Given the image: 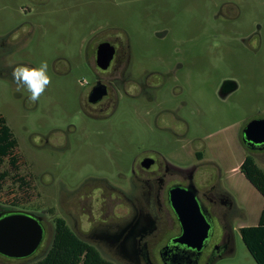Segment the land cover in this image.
Returning a JSON list of instances; mask_svg holds the SVG:
<instances>
[{"label": "rangeland", "instance_id": "1", "mask_svg": "<svg viewBox=\"0 0 264 264\" xmlns=\"http://www.w3.org/2000/svg\"><path fill=\"white\" fill-rule=\"evenodd\" d=\"M102 43L127 54L123 85L131 96L120 97L109 119L93 121L84 105ZM41 62L50 82L33 102L12 73ZM139 84L149 87L144 97ZM0 115L27 183L0 182V211L32 213L46 228L32 256L0 255V264L42 259L53 220L69 218L60 197L89 178L129 193L135 163L148 151L176 171H195L199 194L213 189L226 198L225 206H210L199 264H255L239 229L257 224L264 201L235 167L251 156L264 171V150L242 142L247 123L264 119V0H0ZM6 170L5 160L0 173ZM223 225L230 247L213 254Z\"/></svg>", "mask_w": 264, "mask_h": 264}, {"label": "flooded vegetation", "instance_id": "2", "mask_svg": "<svg viewBox=\"0 0 264 264\" xmlns=\"http://www.w3.org/2000/svg\"><path fill=\"white\" fill-rule=\"evenodd\" d=\"M114 49L113 59L106 70L96 66L97 77L86 98L85 115L93 121L109 119L117 110L120 97L131 96L123 85L128 56ZM157 76L160 80L161 76ZM98 83L105 86L106 93L100 101L92 104L89 94ZM148 88L146 84H139V96L143 94L144 97L142 90ZM249 150L260 151L257 148ZM134 169L132 179L135 185L129 193L113 187L106 180L93 182V178H89L75 194L62 195L60 204L69 217V222L64 220L68 228L82 242L97 251L102 248L116 254L127 264H199L201 254L197 255L184 245L173 242L180 236L181 227L170 203L171 190L199 183L195 171H176L151 151L138 158ZM197 200L210 224L215 215L210 206L227 204L226 198L213 189L201 194L198 191ZM41 219L45 234L46 228ZM220 228L221 237L215 248L228 249L230 232L226 225Z\"/></svg>", "mask_w": 264, "mask_h": 264}, {"label": "water", "instance_id": "3", "mask_svg": "<svg viewBox=\"0 0 264 264\" xmlns=\"http://www.w3.org/2000/svg\"><path fill=\"white\" fill-rule=\"evenodd\" d=\"M114 53L110 44H100L96 49V66L106 70ZM232 88L227 85L224 91ZM105 93V86L98 83L89 94V102L97 103ZM242 141L251 150H264V119L248 122L242 131ZM197 193L192 183L185 189L175 188L170 191V203L181 227L180 236L173 242L200 255L210 236L211 224L197 200ZM41 220L24 211H0V255L15 260L32 256L44 237ZM217 251L214 248L213 254Z\"/></svg>", "mask_w": 264, "mask_h": 264}, {"label": "trees", "instance_id": "4", "mask_svg": "<svg viewBox=\"0 0 264 264\" xmlns=\"http://www.w3.org/2000/svg\"><path fill=\"white\" fill-rule=\"evenodd\" d=\"M5 160L9 170L0 173V182L10 177L20 185H27L24 178L18 175L21 163L24 161L16 151L11 130L0 115V164ZM238 170L264 201V171L257 166L254 159L246 156ZM53 224L54 235L49 250L42 259L32 264H112L103 259L93 246L82 242L63 219L55 218ZM239 234L255 264H264V202L258 223L255 226L241 227Z\"/></svg>", "mask_w": 264, "mask_h": 264}, {"label": "clouds", "instance_id": "5", "mask_svg": "<svg viewBox=\"0 0 264 264\" xmlns=\"http://www.w3.org/2000/svg\"><path fill=\"white\" fill-rule=\"evenodd\" d=\"M47 71V63L41 62L38 68H29L27 66L16 67L13 69L12 75L13 79L19 85H23L31 94L29 99L36 102L50 82Z\"/></svg>", "mask_w": 264, "mask_h": 264}, {"label": "crops", "instance_id": "6", "mask_svg": "<svg viewBox=\"0 0 264 264\" xmlns=\"http://www.w3.org/2000/svg\"><path fill=\"white\" fill-rule=\"evenodd\" d=\"M240 164H241V162L235 167V169L236 168H239V166H240ZM259 219V218H258ZM258 223V222H257ZM253 226H255V225H253ZM241 228V227H240Z\"/></svg>", "mask_w": 264, "mask_h": 264}]
</instances>
